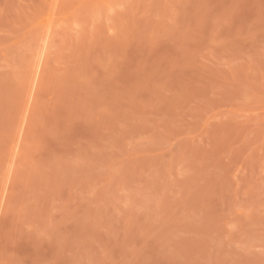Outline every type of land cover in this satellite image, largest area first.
<instances>
[{
	"label": "rangeland",
	"instance_id": "1",
	"mask_svg": "<svg viewBox=\"0 0 264 264\" xmlns=\"http://www.w3.org/2000/svg\"><path fill=\"white\" fill-rule=\"evenodd\" d=\"M0 264H264V0H0Z\"/></svg>",
	"mask_w": 264,
	"mask_h": 264
}]
</instances>
